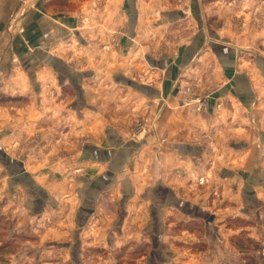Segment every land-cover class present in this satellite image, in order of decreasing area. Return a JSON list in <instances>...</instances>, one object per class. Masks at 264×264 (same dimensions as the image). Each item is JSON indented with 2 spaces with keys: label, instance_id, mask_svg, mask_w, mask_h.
Returning <instances> with one entry per match:
<instances>
[{
  "label": "crops",
  "instance_id": "obj_1",
  "mask_svg": "<svg viewBox=\"0 0 264 264\" xmlns=\"http://www.w3.org/2000/svg\"><path fill=\"white\" fill-rule=\"evenodd\" d=\"M249 14L238 0H0V89L15 99L0 104V264H119L145 231L134 260L154 261L178 220L216 238L236 216L264 224V45ZM23 133L44 135L25 147L40 161L12 153ZM50 150L76 152L60 168Z\"/></svg>",
  "mask_w": 264,
  "mask_h": 264
},
{
  "label": "rangeland",
  "instance_id": "obj_2",
  "mask_svg": "<svg viewBox=\"0 0 264 264\" xmlns=\"http://www.w3.org/2000/svg\"><path fill=\"white\" fill-rule=\"evenodd\" d=\"M240 7L250 13L241 20L243 26L251 24L255 27L257 33H260L259 45H264V0H238ZM239 17V16H238ZM258 38V39H259ZM13 97L6 96L5 92L0 89V104L8 105ZM21 104L23 102H20ZM27 137V139H25ZM44 135L35 133L18 134L16 138V149L12 153L19 159H25L26 152H33L34 161L41 160L39 149L31 151L25 149L33 143L37 148L41 147V138ZM53 142L56 141V135H50ZM50 140V139H49ZM35 141V142H34ZM44 152V151H42ZM46 152V151H45ZM49 162L54 167L67 168L73 162V154L76 151L50 150ZM73 158V159H72ZM3 162V161H2ZM50 164V165H51ZM169 220H174V215L166 217V225ZM177 231L173 233L169 226L162 230L159 249L161 258L154 261L146 260L137 262L134 260L138 253L149 255L152 248L148 243V236L145 231L144 245L128 244L126 247V256L119 264H264V224H255L254 221L242 216H236L234 219L225 221L220 231L219 237L206 235L202 220L193 218V220L179 221ZM163 224V226L165 225ZM186 230V233L184 232ZM185 233V234H184ZM164 234V235H163ZM166 234V237H164ZM177 235V236H176ZM260 244L261 250H255L254 246ZM134 254V255H133ZM139 255V256H141Z\"/></svg>",
  "mask_w": 264,
  "mask_h": 264
},
{
  "label": "built area",
  "instance_id": "obj_3",
  "mask_svg": "<svg viewBox=\"0 0 264 264\" xmlns=\"http://www.w3.org/2000/svg\"><path fill=\"white\" fill-rule=\"evenodd\" d=\"M179 90L184 95V102L188 105L193 104L196 112H202L205 109H207L208 106V94L201 93L198 94L195 90V87L189 84L186 85H180ZM148 129V122L147 119H139L136 121L134 128H133V134L135 136H141L146 133Z\"/></svg>",
  "mask_w": 264,
  "mask_h": 264
},
{
  "label": "trees",
  "instance_id": "obj_4",
  "mask_svg": "<svg viewBox=\"0 0 264 264\" xmlns=\"http://www.w3.org/2000/svg\"><path fill=\"white\" fill-rule=\"evenodd\" d=\"M254 249H255V250L259 249V251H260V250H261V245H260V244L255 245V246H254ZM263 258H264V256H263Z\"/></svg>",
  "mask_w": 264,
  "mask_h": 264
}]
</instances>
